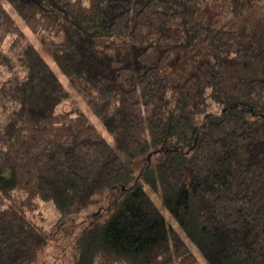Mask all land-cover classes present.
I'll use <instances>...</instances> for the list:
<instances>
[{
    "label": "trees",
    "instance_id": "trees-1",
    "mask_svg": "<svg viewBox=\"0 0 264 264\" xmlns=\"http://www.w3.org/2000/svg\"><path fill=\"white\" fill-rule=\"evenodd\" d=\"M262 1L0 0V264H264Z\"/></svg>",
    "mask_w": 264,
    "mask_h": 264
},
{
    "label": "rangeland",
    "instance_id": "rangeland-1",
    "mask_svg": "<svg viewBox=\"0 0 264 264\" xmlns=\"http://www.w3.org/2000/svg\"><path fill=\"white\" fill-rule=\"evenodd\" d=\"M218 10L221 11V7L220 5H218ZM260 12L257 17H251V14H245L244 17L242 19L239 20H235V24H238L239 26H245L247 24H249V27L251 30H253V34H259L263 29H264V1L261 2V7H260ZM227 18H230L229 16ZM19 20V18H18ZM20 21V20H19ZM253 25V27H251ZM29 32V31H28ZM32 35L29 32V36ZM242 36V34L238 35V39ZM34 39V38H33ZM111 38H108V40ZM129 36L127 33L123 34L121 36V49L124 50V56L125 57H130L131 53L134 52V47H132L130 45L129 42ZM40 48L41 53L43 54V56L47 59V61H49V63L52 65V67L54 68V70L56 71V73L59 75L60 79L63 81V83L65 84V87L67 89V97L68 100L67 102H69L70 105H75L79 108H81L82 110H84L92 119V121H94L100 131L105 135V137L107 138V140L111 143L114 144L115 140L114 138L110 135V133L106 130V128L102 125V123H100L98 121V119L92 114L84 95L82 94V92L76 88L75 86H72L69 82V80L67 79V77L61 72L60 69H58V67L55 65L54 61L52 60L50 53L43 48L40 44L37 45ZM209 54L206 51L201 58H205L208 57ZM4 99L0 98V106L3 104ZM158 200V199H157ZM48 213L50 211V215H55L56 213L51 212L50 208H53L52 205H48ZM165 216L167 218V220L169 222H171V218L169 216L168 212H164ZM49 220L51 221V217L49 216ZM180 235L184 238V240L188 243V245L190 246V248L192 249V251L199 257L201 264H208V262L206 261V259L203 257V255L201 254V252L199 251L198 247L191 241L190 238H188L182 231H179ZM54 242H52L51 248L52 249H56L57 245H55V243L57 242L56 240H53ZM74 253H72L71 251H69L68 253V257L66 258V261L63 260L61 261L59 264H72V256ZM61 260V259H60Z\"/></svg>",
    "mask_w": 264,
    "mask_h": 264
}]
</instances>
